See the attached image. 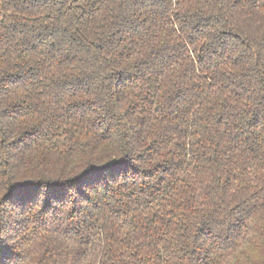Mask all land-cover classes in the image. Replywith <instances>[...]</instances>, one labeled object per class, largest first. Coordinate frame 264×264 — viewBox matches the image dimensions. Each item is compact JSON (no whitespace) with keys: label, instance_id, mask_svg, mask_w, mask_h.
Returning a JSON list of instances; mask_svg holds the SVG:
<instances>
[{"label":"trees","instance_id":"1","mask_svg":"<svg viewBox=\"0 0 264 264\" xmlns=\"http://www.w3.org/2000/svg\"><path fill=\"white\" fill-rule=\"evenodd\" d=\"M0 264H264V0H0Z\"/></svg>","mask_w":264,"mask_h":264}]
</instances>
